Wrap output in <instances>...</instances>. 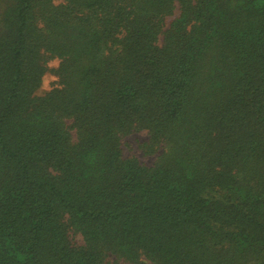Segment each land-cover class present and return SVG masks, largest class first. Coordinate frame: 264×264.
I'll list each match as a JSON object with an SVG mask.
<instances>
[{"label":"trees","instance_id":"16d2710c","mask_svg":"<svg viewBox=\"0 0 264 264\" xmlns=\"http://www.w3.org/2000/svg\"><path fill=\"white\" fill-rule=\"evenodd\" d=\"M0 264H264V0H0Z\"/></svg>","mask_w":264,"mask_h":264},{"label":"rangeland","instance_id":"374dc122","mask_svg":"<svg viewBox=\"0 0 264 264\" xmlns=\"http://www.w3.org/2000/svg\"><path fill=\"white\" fill-rule=\"evenodd\" d=\"M170 18H166V22L169 21ZM56 65L55 60H50L47 63V71L43 78L40 87L37 90V93H41L47 90L51 84L53 83L55 77L52 75L51 69H53ZM146 138V131L140 130L132 132L121 139V147H122V156H135L141 163L150 165L154 161V156L152 155H144L142 149L140 148L141 142Z\"/></svg>","mask_w":264,"mask_h":264}]
</instances>
